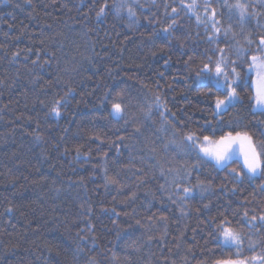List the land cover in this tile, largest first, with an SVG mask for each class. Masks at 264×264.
Masks as SVG:
<instances>
[{
	"label": "trees",
	"instance_id": "16d2710c",
	"mask_svg": "<svg viewBox=\"0 0 264 264\" xmlns=\"http://www.w3.org/2000/svg\"><path fill=\"white\" fill-rule=\"evenodd\" d=\"M235 2L196 0L193 12L192 0H0V264L264 256V225L244 217L264 215V177L250 178L240 161L219 168L184 142L247 131L257 151L264 144L249 69L264 0H242L243 20L228 7ZM206 3L221 29L215 43L210 22L196 19L210 16ZM221 56L239 73L232 87L241 100L216 115L223 90L197 73ZM114 102L125 106L121 116ZM224 220L241 233L239 246L218 239Z\"/></svg>",
	"mask_w": 264,
	"mask_h": 264
},
{
	"label": "snow or ice",
	"instance_id": "6c2138e0",
	"mask_svg": "<svg viewBox=\"0 0 264 264\" xmlns=\"http://www.w3.org/2000/svg\"><path fill=\"white\" fill-rule=\"evenodd\" d=\"M28 3L31 0H27ZM226 2V0H225ZM183 4V0H181ZM187 9L195 11L196 8V0H192V3H189ZM230 9H235L238 16L241 20H243L248 15V5L243 3L242 0H236L235 3L228 5ZM108 8L107 2L102 6L97 13V18L105 14V9ZM113 10L116 14H120L121 11L124 10V6L120 4L114 3L112 5ZM205 12L210 13V16H205L204 20H201L199 15L196 16L198 22H210L212 35L208 37L211 43H215L219 38V33L221 29L217 27L218 21H216V10L211 8L210 4L205 5ZM177 10L175 8L172 9V12L175 13ZM127 12L129 16H134L131 7L127 8ZM171 28L172 25H169ZM165 32H168V29H164ZM227 35V33H224ZM249 44L253 43V41L249 40ZM223 53V50H220ZM257 54L250 56L249 61V69L254 70L257 74V87L254 96L252 97L254 102V108L259 110L261 114H264V37H260L257 45H256ZM20 53H14L13 58L19 56ZM239 55H248L247 50L241 48L238 50ZM35 63V62H34ZM231 63L228 62V71L225 70V60L223 56L221 59L216 61L214 65L205 64L200 72L197 73V79L204 84L205 86L211 85L214 86L218 91L223 90V98L221 96L215 97V114L220 115L222 112L227 111V109L233 106L235 103L241 100V96L237 91L236 87H232L233 83H237L240 80L239 73L236 72L234 67H231ZM231 73V75H230ZM159 99V98H158ZM60 102L57 101L56 105L52 108V112L56 115H60ZM125 111V106L121 102L112 103V113L116 116H121ZM264 123V122H260ZM264 134V133H262ZM184 142L188 149L199 148V151L204 154L205 157H209L213 159L217 165L223 167L226 166L227 163L233 159V156L236 155L235 152L230 151L231 145L234 143H240L241 145L246 146L244 152V167L247 169V175L251 177H264V144L260 145V151H257V146L253 143V137L247 131H237L235 135L232 132H228L225 135L219 137V139H213L211 136H203L202 140L200 137L196 136L194 133L189 134L184 137ZM210 146V147H209ZM79 151H77V155H79ZM236 175L237 179H241V174L236 173V170H232ZM110 183H114L115 181H109ZM260 187L264 189V184H261ZM185 197L190 196L194 189L191 187H185L182 189ZM205 189H201L204 191ZM7 211L11 212L12 209L8 208ZM244 217L250 224H255L258 220L261 225H264V215L256 216L253 215L250 218L248 217V213H244ZM230 225V221L224 220L221 224L217 225L219 236L218 239L225 245H235L239 246L243 243V238L241 233L236 231ZM252 246V245H250ZM264 264V256H253L252 264ZM220 264H244V261H226L220 262Z\"/></svg>",
	"mask_w": 264,
	"mask_h": 264
},
{
	"label": "rangeland",
	"instance_id": "374dc122",
	"mask_svg": "<svg viewBox=\"0 0 264 264\" xmlns=\"http://www.w3.org/2000/svg\"><path fill=\"white\" fill-rule=\"evenodd\" d=\"M251 74H252V76H253V78H252V87H253V91H254V94H255V91H256V87H257V80H258V77H257V74H256V72L253 70V72L251 71L250 72ZM236 104V103H235ZM223 113V112H222ZM210 147V146H209ZM245 148H246V146H244V145H241L240 143H234V144H232L231 145V148H230V151H232V152H235L236 153V155L235 156H233V159L232 160H230L228 163H227V165L228 164H230L231 162H233V161H240L241 162V164H242V166H243V168H244V170L247 172V169L244 167V152H245ZM212 161H213V163L217 166V167H219V168H224L225 166H223V167H221V166H219V165H217L216 164V162L212 159ZM226 165V166H227ZM257 177H259V176H257ZM222 244L224 245V246H229V247H232V246H235V245H225L223 242H222ZM259 262H256V264H258ZM244 264H246V263H244Z\"/></svg>",
	"mask_w": 264,
	"mask_h": 264
}]
</instances>
